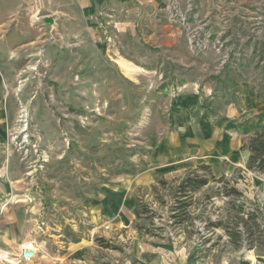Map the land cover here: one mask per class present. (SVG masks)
Instances as JSON below:
<instances>
[{"label":"rangeland","instance_id":"374dc122","mask_svg":"<svg viewBox=\"0 0 264 264\" xmlns=\"http://www.w3.org/2000/svg\"><path fill=\"white\" fill-rule=\"evenodd\" d=\"M43 1L27 15L38 45L0 59L15 171L4 211L25 230L17 249L31 244L41 256L81 240L112 249L117 264H264V174L246 168L243 146L264 128V0L168 2L166 46L161 36L158 51L157 34L149 44L128 34L133 63L96 46L91 18L84 38L77 11L64 23ZM192 88L211 97L208 119L229 118L236 144L184 169L160 144L176 128L174 102ZM196 169L209 183L192 196V223L176 224L178 183ZM136 203L148 212L138 217Z\"/></svg>","mask_w":264,"mask_h":264},{"label":"crops","instance_id":"0c3cea01","mask_svg":"<svg viewBox=\"0 0 264 264\" xmlns=\"http://www.w3.org/2000/svg\"><path fill=\"white\" fill-rule=\"evenodd\" d=\"M51 1L53 7L51 12L61 14L64 23L74 11H77L79 22L77 28L79 35L84 38L88 17L91 18L93 25L89 29L93 30L94 36L99 39H96V46L106 50L108 48L115 62L119 61L118 57L128 63H133L138 58L130 57L125 52L123 43L127 44L128 34L146 40V44H149L153 34L154 36L157 34L158 51L160 52L161 49V36L162 47L166 46L167 25L161 23V17L165 13L168 0ZM40 2L42 0H0V59L3 61L19 53L23 46L31 48L33 45H38V33L35 31L37 27L33 25L34 16L28 18L27 15L35 11L39 14ZM45 2L46 0L43 1L44 6ZM49 18L47 21L52 24L57 21V18ZM57 24L59 25L60 21ZM1 86L2 78L0 89ZM188 90L181 93L174 102L172 118L176 128L160 144V153L168 158H175V164L184 169L198 162L202 163L201 158L214 160L216 156L220 157V154L234 149L236 144V141L231 140L234 133L227 128L231 122L229 118L217 115L207 118L208 107L212 102L211 97L202 96L199 90L193 88ZM5 105L8 106V103L1 101L0 98V209H2V212L0 211V264H117L118 256L112 249H86V244L81 240L69 241L63 247L64 249H43L41 256L36 251V257L30 260L21 257L22 249L17 247L23 242L24 220L20 215L4 211L7 206L8 191L14 190L13 183H15V175H13L15 171L10 167V158H7L4 150L7 123L5 109L8 108ZM215 111L220 115L223 114L220 108H216ZM226 111L229 113L231 109L228 108ZM263 129H256L255 132ZM208 151L213 152L212 155H207ZM96 250L100 252V256L93 255ZM14 254L16 255L13 256ZM161 264L168 263L161 260Z\"/></svg>","mask_w":264,"mask_h":264},{"label":"trees","instance_id":"16d2710c","mask_svg":"<svg viewBox=\"0 0 264 264\" xmlns=\"http://www.w3.org/2000/svg\"><path fill=\"white\" fill-rule=\"evenodd\" d=\"M249 150L248 160L246 162V168L256 173L264 174V129L256 131L252 134L246 142L243 144ZM200 167H207L202 164ZM214 177V175H213ZM161 182H165L162 180ZM209 183V177L206 174H201L198 169L191 171L183 177L177 186V195L175 196L174 208L172 218L176 224H182L183 222H191L189 207L192 205V196L196 191L203 189ZM232 192L239 193L235 188L231 189ZM135 214L140 217L142 213L148 212L147 208H140V205L136 203L134 208ZM212 226H220L223 223L210 222ZM238 232V231H237Z\"/></svg>","mask_w":264,"mask_h":264},{"label":"built area","instance_id":"2783aa9c","mask_svg":"<svg viewBox=\"0 0 264 264\" xmlns=\"http://www.w3.org/2000/svg\"><path fill=\"white\" fill-rule=\"evenodd\" d=\"M169 3H171V5H173L174 0H168ZM36 248H31V247H25L23 248L22 252H21V257L24 259H33L36 257Z\"/></svg>","mask_w":264,"mask_h":264},{"label":"bare ground","instance_id":"6f19581e","mask_svg":"<svg viewBox=\"0 0 264 264\" xmlns=\"http://www.w3.org/2000/svg\"><path fill=\"white\" fill-rule=\"evenodd\" d=\"M36 15V14H35ZM35 15H34V17H35ZM35 19V18H34ZM38 19V18H37ZM128 67V66H127ZM26 129L25 128H21V131H25ZM25 247H31V248H34V246L33 245H31V244H28V245H25Z\"/></svg>","mask_w":264,"mask_h":264}]
</instances>
